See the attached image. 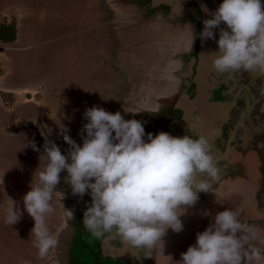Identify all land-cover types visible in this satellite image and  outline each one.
Masks as SVG:
<instances>
[{
	"label": "flooded vegetation",
	"instance_id": "af4514ba",
	"mask_svg": "<svg viewBox=\"0 0 264 264\" xmlns=\"http://www.w3.org/2000/svg\"><path fill=\"white\" fill-rule=\"evenodd\" d=\"M83 1L59 0L50 6L52 17L47 20L41 12L36 19H24L23 43L15 48L20 54L17 61L14 53L11 58L8 53L2 57L7 62L11 59L15 67L7 68L14 76L11 90L0 91V264H176L181 253L195 244L196 234L226 208L238 211L241 221L251 226L256 237L253 243L264 254V77L243 71L220 74L213 71L211 59L202 57L205 40L199 34L203 21L207 15L212 18L223 0L215 4L214 11L203 0ZM261 3L264 5V0ZM78 8L92 16L85 27L78 24ZM96 15L102 23H94ZM13 21L0 17V24ZM61 21L65 22L59 24ZM220 28L226 29V25L222 23ZM51 31L54 34H49ZM100 31L110 37V50L95 56L97 63L92 52L83 62L71 61L70 77L75 86L71 93L64 92L54 62L57 52L61 47L65 50L68 41L73 45L70 53L76 57L78 36H95ZM213 31L219 38L220 29ZM212 50L218 51L217 42ZM38 81L42 84L34 87ZM18 87L21 94L13 90ZM16 96L21 101H16ZM92 106L120 112L125 120L141 121L145 133L153 136L160 132L173 137L202 136L220 169L211 192L199 193L195 206L181 216L183 231L169 229L162 238L163 248L157 247L151 257L114 234L91 235L82 223L91 195H73L66 171L61 172L54 189L63 197L59 193L54 196V211L46 218L58 244L46 256L41 257L34 247V221L27 212L24 221L5 223L10 199L15 202L17 192L27 193L44 167L45 162L40 161L44 137L66 155L69 145L59 134L61 123L82 146L81 137L86 133L81 129L87 123L84 112ZM144 139L147 141V135ZM32 142L39 152L30 146ZM63 207L73 212V219Z\"/></svg>",
	"mask_w": 264,
	"mask_h": 264
},
{
	"label": "clouds",
	"instance_id": "9594fccd",
	"mask_svg": "<svg viewBox=\"0 0 264 264\" xmlns=\"http://www.w3.org/2000/svg\"><path fill=\"white\" fill-rule=\"evenodd\" d=\"M211 17L203 21L199 36L201 40H215L213 30L220 29L218 51L211 54L213 71H243L264 77L261 0H223ZM222 23L226 29L220 28ZM84 119L87 123L81 129L86 133L81 137L82 146L59 123V134L69 145L66 155L44 137L40 156L44 167L23 196L24 211L34 221V247L43 257L58 244L46 218L54 211V196L62 195L54 189L60 183L61 172L66 171V183L73 195H91L82 220L91 235L101 238L114 234L151 257L157 247L163 248L162 238L169 229L174 233L183 231L181 216L195 206L199 193L211 192L219 179L220 169L209 144L202 136L194 139L188 135L173 137L167 132L146 134L141 121L125 120L120 112L113 114L97 106L87 108ZM30 146L40 151L35 142ZM0 186L3 187V178ZM10 201L5 223L15 225L23 213L16 202ZM63 209L73 219V212ZM212 221L205 231L196 234L195 244L181 253L176 264H259L264 260V254L253 243L256 237L251 226L241 221L238 211L226 208L217 212Z\"/></svg>",
	"mask_w": 264,
	"mask_h": 264
},
{
	"label": "rangeland",
	"instance_id": "374dc122",
	"mask_svg": "<svg viewBox=\"0 0 264 264\" xmlns=\"http://www.w3.org/2000/svg\"><path fill=\"white\" fill-rule=\"evenodd\" d=\"M85 1L86 0H84L83 3H85ZM58 3L59 2L57 1V4ZM45 10L47 12H45L44 15H41V16H43L44 20L45 19L47 20V18H49L50 15H51V13H50L51 12L50 11L51 10L50 9V6H49V9H48V6H46ZM78 12H79V17L78 18H80V20L78 21V24L80 25V27H85V25L87 24V22L89 23V21L91 23V19H92L91 17L92 16L90 17L89 15H86L85 9H82L81 10V9L78 8ZM0 13L2 14V15H0L1 18L2 17H6L8 19H11L12 18V20H16L15 23H16V33H17L16 34V41L13 44H11L8 47L7 46H1L0 45L2 47L0 49V71L2 73L1 76H0V78H1L0 79V91H2V90H11L10 89V86H12V84L14 82L13 81V77L14 76L11 75V74H8L9 71H8L7 68H8V65L10 66L9 69L15 67V63H13L11 61V59H10V62L9 61L7 62V61H4L2 59V57L4 58L7 55V53H8V54H10L9 55V58H11L10 57L11 54L14 53L12 56H14V58L16 60L17 59L16 57L19 56L20 54H19L18 51H16L15 48H18V47H20L22 45L23 39H24L23 37L24 36H23V34L21 32V30L23 29V28H21L22 21H21L19 15H17L18 14L17 9H15L14 7H10V8L7 7L5 9L4 8L2 9V5H0ZM36 17L37 16H34L33 18L36 19ZM51 17H52V15H51ZM33 18H31V19L33 20ZM94 18H95L94 19L95 20L94 23H96L97 21H98L97 23H102V18L98 17V15H96V17H94ZM66 20L67 19L65 18V21ZM65 21H61V22H58V23L59 24L60 23L63 24ZM55 23H56V21H55ZM66 23H67V21H66ZM101 25H99V27ZM61 26H63V25H61ZM100 32L99 33L98 32L96 33L99 38L97 37L96 34H95V36H93L91 34L90 35H87L86 33H85V36L83 38L81 36H78V40L79 41H78L77 45L75 46L76 48H75V51H74V53L76 54V57L75 56L72 57L73 54L70 53V51L72 50L71 47L73 45H71V47H70V43L68 41L67 42H64V45L66 44V46H67V48H65L66 51L61 47L59 49V51L57 52V56L54 59V62L57 65V69H58V73L57 74H60L61 75V81L60 80L59 81L62 82V83H64L62 85L66 88L64 92H67L68 94L71 93V86H75V82H74L73 78L70 77V75H71V68L70 67H72L75 63H80L81 61L83 62L84 61V58L86 57L87 53H89V52H92L93 53L94 60L97 63V59H95V56H97V57L98 56H101L103 53H104V55H106L105 52L107 53V51L110 50V49H107L108 45L110 44L108 42V39L110 37L107 38L106 35H104V34H102V32L101 33ZM49 34H54V33L51 31V33H49ZM49 41H51V39H49ZM15 53L17 55H15ZM71 61L74 62V64H70ZM87 61H88V59H87ZM20 62L21 61L18 62L19 65H20ZM18 63H17V65H18ZM96 66L97 65L95 64V67ZM14 71L16 72V70H14ZM11 72H13V71H11ZM15 72H14V74H15ZM17 73L19 75H21V73H19V72H17ZM75 75H77L79 77L80 76V73L76 71ZM59 81H58V83H60ZM63 81H65V82H63ZM40 83L42 84V81L36 82V84L34 85V87L39 86ZM13 90H16L18 93L21 94V90L22 89H19V87H18V88L13 89ZM15 100L16 101H21V97L20 96H16ZM20 107H22V106H18V109H20ZM79 135H80V133H79ZM25 194H26L25 191L24 192L21 191L19 193L18 192L16 193V198L17 199H16L15 202H16L17 206L20 208L21 212L23 213L22 218H21V221H24V213L26 214V211H24V205H23V196ZM206 228L203 231H205Z\"/></svg>",
	"mask_w": 264,
	"mask_h": 264
},
{
	"label": "crops",
	"instance_id": "0c3cea01",
	"mask_svg": "<svg viewBox=\"0 0 264 264\" xmlns=\"http://www.w3.org/2000/svg\"><path fill=\"white\" fill-rule=\"evenodd\" d=\"M59 0H0V5L4 4V9L14 7L23 22L24 19L29 20L34 16H38V12L45 13L46 6H52ZM26 19L27 21H29ZM1 79V78H0Z\"/></svg>",
	"mask_w": 264,
	"mask_h": 264
},
{
	"label": "trees",
	"instance_id": "16d2710c",
	"mask_svg": "<svg viewBox=\"0 0 264 264\" xmlns=\"http://www.w3.org/2000/svg\"><path fill=\"white\" fill-rule=\"evenodd\" d=\"M16 23L3 22L0 24V43L11 44L16 40ZM0 71V76H1Z\"/></svg>",
	"mask_w": 264,
	"mask_h": 264
},
{
	"label": "water",
	"instance_id": "95a60500",
	"mask_svg": "<svg viewBox=\"0 0 264 264\" xmlns=\"http://www.w3.org/2000/svg\"><path fill=\"white\" fill-rule=\"evenodd\" d=\"M218 1H220V0H203L202 2L208 3L211 11H214L216 8L215 6L218 5V3H219ZM207 19H209V15H207ZM218 39L219 38H216L214 41L213 40H205L204 51L202 53L203 59H207V61L211 59V54L213 52L212 47H213L214 43L218 41ZM26 98L28 99L29 96L27 95Z\"/></svg>",
	"mask_w": 264,
	"mask_h": 264
}]
</instances>
